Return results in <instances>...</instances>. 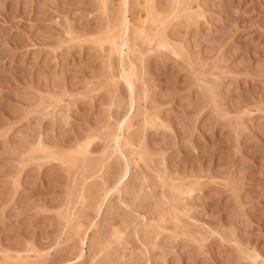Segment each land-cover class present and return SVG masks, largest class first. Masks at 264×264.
Wrapping results in <instances>:
<instances>
[{
	"label": "rangeland",
	"instance_id": "obj_1",
	"mask_svg": "<svg viewBox=\"0 0 264 264\" xmlns=\"http://www.w3.org/2000/svg\"><path fill=\"white\" fill-rule=\"evenodd\" d=\"M0 264H264V0H0Z\"/></svg>",
	"mask_w": 264,
	"mask_h": 264
}]
</instances>
